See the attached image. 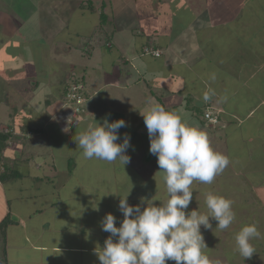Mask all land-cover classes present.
Wrapping results in <instances>:
<instances>
[{"label":"crops","instance_id":"0c3cea01","mask_svg":"<svg viewBox=\"0 0 264 264\" xmlns=\"http://www.w3.org/2000/svg\"><path fill=\"white\" fill-rule=\"evenodd\" d=\"M75 48H83L84 53L76 61ZM145 49L157 51L159 56L146 54ZM39 62L41 66L36 69L42 72L36 74L34 66ZM16 70H30L28 79L37 77L26 85L29 82L27 86L35 88L49 110L44 111L42 126L28 125L24 130L19 120L18 124L9 121L12 132L4 149L7 145L10 152L0 157V203L10 205L20 198L28 199L26 188L20 185L27 179L38 191L30 197L46 198L36 201L35 212L21 214V208H15L0 213V224L7 216L15 222L1 237L3 264H100L95 249L103 247L109 233L102 230L101 222H95L100 218L96 215L110 212L118 224L123 218L121 212L112 213L120 201L117 185L103 190L105 195L98 200V189L87 187V182L79 179L83 192L77 201L82 204L76 212L66 209L72 197L62 199L59 195L61 184L75 178L79 166L85 177L86 166L100 168L114 162L79 157L82 165L72 163V170L57 191L44 196L39 192L37 186L46 184L50 188L51 177L58 174L53 156L45 153L51 143L45 128L51 124L59 123L57 133L64 137L74 135L70 130L65 132L66 127L73 128L78 137L90 126L102 125L105 119L108 123L123 119L127 126L119 130L120 136L131 129L130 133L140 138H131L135 152L126 166L137 171V175L130 174L133 179L147 180L131 191L128 198L132 199L141 185L151 188L160 174L159 169L151 173L149 167L151 163L158 166L157 157L149 152L150 141L141 115L159 103L207 133L212 148L229 157L232 172L243 177L250 190L256 184L251 194L261 200L264 210V197L257 195L264 192V167L256 170L263 174L261 181L251 176L253 166L264 165V0H0V75H7L3 79L14 84L11 78H17ZM45 71L50 72L45 75ZM75 79H82L85 92L79 113L69 109L64 100ZM205 93H210L207 101ZM14 100H0V119L6 115L10 118L5 110L14 106ZM16 102L19 106L24 103ZM206 113L217 118L216 125L205 121ZM35 114L37 118L38 112ZM2 129L7 128L0 126ZM229 141L244 150L245 167H234ZM23 167H27V175L21 171ZM98 174L94 182L107 179L115 183L101 168ZM16 182L19 188L9 200L5 191ZM252 197L249 210L251 201H257ZM86 206L91 209L87 211ZM45 212L50 214L44 217ZM29 222L36 230H28ZM13 228L17 230L15 235H8ZM45 237L50 239L45 241ZM87 243L91 244L90 260L84 256ZM255 250L257 253L258 248ZM257 259L246 263L264 264V250Z\"/></svg>","mask_w":264,"mask_h":264},{"label":"clouds","instance_id":"9594fccd","mask_svg":"<svg viewBox=\"0 0 264 264\" xmlns=\"http://www.w3.org/2000/svg\"><path fill=\"white\" fill-rule=\"evenodd\" d=\"M209 98L210 93H205V101ZM141 115L150 141L149 152L157 157L158 167L164 173L168 199L159 205L142 200L146 204L142 208L140 204L130 205L128 196L120 198L118 208L123 214L120 226H116L117 217L111 213L101 221L102 230L110 235L103 247L95 249L100 264H167L168 261L221 264L205 254L208 247L201 227L212 229L210 218H213L218 222L215 229H228L236 219L233 201L208 192L205 203L210 215L189 211V205L193 183H213L229 166V157L212 148L205 131L187 124L179 113L166 110L159 103ZM126 126L123 119L112 123L105 119L102 125L90 126L79 134L77 144L83 158L108 163L118 160L124 166L130 163L131 157L126 152L131 147V136L125 133L123 142L117 143L119 130ZM260 236L255 223L242 227L235 236L239 254L251 258L256 251L252 241Z\"/></svg>","mask_w":264,"mask_h":264},{"label":"rangeland","instance_id":"374dc122","mask_svg":"<svg viewBox=\"0 0 264 264\" xmlns=\"http://www.w3.org/2000/svg\"><path fill=\"white\" fill-rule=\"evenodd\" d=\"M83 54H84L83 48H79V49L75 48V50L73 51V56H74L75 61L82 58ZM34 58H35V55H33V59ZM40 66H41L40 62L34 66V70H35L36 74H38V72H42V71H38V69H36L37 67H40ZM66 70L68 71L69 69H66ZM48 72H50V71H45L44 74L46 75V74H48ZM28 73L31 74L30 70H27V71L26 70H19V71L16 70L15 76L17 78H14V77L11 78L12 82L14 81V84L12 82H11L12 84H9L10 83L9 80L3 79L7 75H4V77L2 75H0V100L4 101L7 99H11V100L17 99V100H14L15 101L13 104L14 106L9 105L8 110H5V113L6 114L8 113L9 115H11L12 118H11V116L9 118L8 115H6L5 118L2 117L0 119V126L7 128V129L0 130L1 133L4 132V133H8L9 135L11 134L12 131L10 130L9 121L11 123L18 124L19 122H17V120H19L21 122L22 126H24V130H27L26 127L28 125H30L31 128H33L34 126H37V125L42 126L41 123L44 121L42 119V116L45 114L44 111H46L47 109L49 110V107L47 109L44 107V104L42 103L40 97L38 95H36L34 87L27 86L29 84V82L33 83L37 79V77L36 78L32 77V79H28V77H27ZM20 81H25V83H22ZM26 81H29L27 85H26ZM70 89H69V91H70ZM69 91L64 96V100H65V103L68 104L67 106L69 107V109L75 110L74 105H73V103H75V102H71V98L69 96L67 97ZM20 100H23L24 103L20 102V106H19V102H16V101H20ZM15 103H17V104H15ZM52 104L56 105L53 102H52ZM19 107H21V108H19ZM16 109L18 110V112H12V111H15ZM1 110L3 111V109H1ZM50 110H52V108ZM53 110H54V108H53ZM26 112H28V116L24 117V114ZM36 112H38L37 118H36V116H34V115H36L35 114ZM75 113H78V112H75ZM15 116H17L16 119H14ZM206 122L209 123L208 121H206ZM58 125H59V123L51 124L45 128V129H48V132H49L50 137H51V143H49L47 146L50 149H48L45 153L46 154L49 153L48 156H51V155L53 156L55 168H58L56 170L58 174L54 178L51 177L50 184H52V185L54 184V187H51L52 185L50 186L51 189L48 186H46V184H45V186H37L40 188L39 192L43 196L46 194L48 195L49 191L50 192L57 191L58 186H60V182H62V180L66 176V173L69 172V170H72V167H71L72 163L77 162L78 164H80L81 159H79V157L83 158L82 149H80L78 144H77V135H76L77 133L74 132L73 128H72V129H70V131L74 135H71L69 137H64L62 134L57 133ZM209 125L212 126V125H216V124L209 123ZM130 130L126 129L125 132L123 133V135H121L120 137H124V134L127 133L131 136V138H134V139L136 138L134 141H139L140 138H138V136H135L133 132L130 133ZM262 136L264 137V133L262 134ZM233 138H234V136H232V139ZM134 141L131 143V147L126 152V154L130 157L135 152L133 149ZM8 145H9V147L11 146L10 144H8ZM59 145H61V146H59ZM228 146H229V151L231 154V160H232L233 164L235 165L234 167L236 169H238L242 166L245 167L246 163H245V160L243 158L244 157L243 156L244 150L242 148L237 149L236 147H234L233 142H231V141H229ZM7 152H10V150L7 149V145H6V149H4V148L0 149V157L3 154H6ZM70 159H71V162L68 165V162ZM260 161L261 160H258V162H260ZM106 163L109 164L108 162H106ZM81 165H82V163H81ZM113 165H110V166L109 165H107V166L102 165L100 168L102 170H104L106 172V174H108L109 176H112V178L115 179V183L112 180H110V182H108L107 179L103 183L99 182V181L94 182L93 180H95V178L97 179L99 177L98 169H100V168L97 165L86 166V172H87L88 176H85V177L82 176V174L84 175V171H81L82 167L79 166V168L77 169V173L74 176H75V178H77V180H79V179L85 180L87 182V187L91 186L92 188L98 189L97 191L99 193L97 192L98 194L96 197V198H98V200H100L102 198V196L104 197L105 193H103V190H107L108 188H112L113 184L117 185L116 188L119 191L117 193V194H119L118 199H120V198L130 196L131 191L136 189L138 183L142 184L144 181H147L144 179L138 180V178L133 179L130 176V174L137 175V173H136L137 171L136 170L133 171L134 169L132 166H130V167H128L126 165L124 166L121 162H118V160H117V162H114ZM153 165L154 164L151 163V166H149L151 169V173H158L157 170L159 169V167L153 166ZM149 167L146 169L150 171ZM263 167H264L263 164H261L259 166H253L254 170L251 171V176H252L253 180H259V181L262 180L263 174L258 173V171H256V170H258V168H263ZM109 168H110V170H109ZM111 168H113L114 173L112 172ZM18 170H19V168H18ZM21 171L26 175L29 173L27 167H25V168L23 167V169H21ZM261 171H263V170H261ZM159 172H160V174L156 175V177L154 178V180L152 182H151V178H149L150 179L149 182H151V188H146V187H143L141 185L140 189L137 190L136 195H134V198H132V199L127 198L128 203L130 205L140 204L141 207L143 208V207H146V204H142L141 203L142 200H147L146 203H148V204L155 203L156 205L164 204L167 202L168 196H167L166 187H165V184L163 181L164 173L161 172L160 169H159ZM79 173H81V175H79ZM143 175H145V174H143ZM138 176L139 177H149V175L142 176L139 174H138ZM75 178H70L69 181H66V183H64L63 185L61 184V186H63V188L59 189V195H61L62 199H65L66 197H70V196L72 197V198H69L67 203H66L68 205V206H66V209H69L71 212L77 211V209L79 207V203H80L77 201V199L82 197V192H83L82 189H79V185H81L80 180L76 181V180H74ZM46 181H47V179H46ZM245 183L246 182L244 181V178L241 176H237L236 173H233L231 166L229 165L224 170V172L222 174L218 175L215 178L213 183L203 184V183H200L198 181H195L192 185L193 199L189 205V211L198 210L201 214L210 215V212L207 209V206L205 203V197H206V194L208 192H212L213 194L223 196V197L233 201V210L236 214V219L228 229L223 230V231H221L219 229H215L218 222L216 220H214L213 218H210V223L212 224V229H204L203 226L201 227V232L204 236L205 243L208 247V249L204 250L205 254L208 255L209 258L212 259L213 261L220 260L221 264H247L246 262L250 259L251 260L255 259V261L258 260L257 255L258 254H259V256L262 255L263 250H264V210L261 209L262 202L260 199L258 200L257 197L256 198L252 197L253 195L251 194V190H253V187L255 188L256 184L254 183L253 187L250 190L248 188V186L245 185ZM32 184H33V182L29 181L28 179L24 180V181L22 180L20 182V185H24V187L26 188L25 189V195L29 196V198L28 199L20 198L17 202L11 201L10 205H5V204L1 205V203H0V213L2 211H4L5 209L14 210L15 208H21V214H24L25 212H28V211L35 212L36 201H38V199L40 200V198H41L40 201L43 202L45 200L44 198H46V196H44V198H42V197H40V198L39 197H36V198L30 197L32 194L36 195V192H38L37 188L32 189ZM140 184H138V185H140ZM18 188H19L18 182H16L10 186V190L5 191V195L9 198V200L13 197L14 190H16ZM30 193H31V195H30ZM257 195L258 196L261 195L260 198H263L264 192L258 191ZM77 197H79V198H77ZM251 197L254 199H257V201H251L250 205H252V207L249 210L248 200H250ZM114 201H115V199H114ZM80 204H82V203H80ZM89 209H91V208L86 206V210L89 211ZM99 210L103 211L101 208ZM109 211H112V210L110 209ZM117 212L120 213L119 208H116L115 210L112 211V213H114V214H116ZM14 213H16V212H14ZM48 213L50 214V212H45L44 217L48 216ZM16 214H18V213H16ZM96 216H99L101 219L97 217L95 222L100 223L105 215L100 216L99 213H97ZM89 218H90V221L92 224L93 220H92L90 215H89ZM72 219L77 220V217L73 216ZM122 220H123V218L120 220V222ZM117 222H119L118 219H117ZM53 223H54V221L52 220V224ZM252 223H255L257 225L258 230L261 233V236L259 238L254 239L252 241L255 249L258 248V251H257L258 254L255 253L251 258L246 259V261L243 262L242 260H244L245 258L242 257L237 250L236 242H235V236L241 230L242 227H244L245 225H248V224H252ZM116 226L119 227L120 223L119 224L116 223ZM32 229L36 230V227H35V225L31 226V222H29L28 230L32 231ZM16 231L17 230H15V228L10 229L8 231V235H15ZM2 236L3 235L0 232V243H1V241H3V238H1ZM49 239L50 238L45 237V241H48ZM88 241H89V239L87 240V242ZM41 243H43V239H41ZM74 243H76V242H74ZM91 244H92V242H91ZM91 244L89 245L87 243L88 247L85 246L86 251L84 252V256L88 257L89 260L91 258V254H90L91 252L89 249ZM0 248H1V246H0ZM0 253H1V249H0ZM11 257H13L12 254H11ZM35 257L36 256H34L33 258H35ZM13 260H14V258H13ZM15 263L16 262H13V264H15ZM0 264H3L1 261V257H0ZM19 264H23V263L21 262ZM28 264H30V262H28ZM34 264H35V261H34ZM167 264H175V262L168 261Z\"/></svg>","mask_w":264,"mask_h":264},{"label":"trees","instance_id":"16d2710c","mask_svg":"<svg viewBox=\"0 0 264 264\" xmlns=\"http://www.w3.org/2000/svg\"><path fill=\"white\" fill-rule=\"evenodd\" d=\"M82 79H75V83L73 85H81L82 89H80L78 91L79 96L81 97V103L79 105H74V108H76V112L79 113V110L81 109V105L84 102V98H85V92H84V85L82 83ZM8 133H1L0 132V149H3L4 146V142L7 141V137H8ZM15 223L9 216L5 217V219L1 222L0 224V232L3 234H5V229L9 224H13ZM3 237V236H2Z\"/></svg>","mask_w":264,"mask_h":264},{"label":"built area","instance_id":"2783aa9c","mask_svg":"<svg viewBox=\"0 0 264 264\" xmlns=\"http://www.w3.org/2000/svg\"><path fill=\"white\" fill-rule=\"evenodd\" d=\"M145 53L146 54H150L153 53L155 56H159V53L157 51L152 52L149 49H145ZM72 87V88H71ZM70 88V91L67 95V97L69 96L71 98V102H75V104L79 105L81 103V97L78 94V91L80 89H82L81 85H72ZM76 112V110H75ZM204 119L205 121H208L211 124H216L218 122L216 117H213L210 113H206L204 115Z\"/></svg>","mask_w":264,"mask_h":264}]
</instances>
